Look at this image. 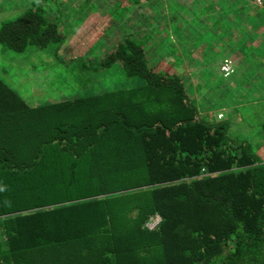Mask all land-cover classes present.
<instances>
[{
    "label": "trees",
    "instance_id": "16d2710c",
    "mask_svg": "<svg viewBox=\"0 0 264 264\" xmlns=\"http://www.w3.org/2000/svg\"><path fill=\"white\" fill-rule=\"evenodd\" d=\"M45 15L3 20V54L57 53ZM124 43L93 62L137 79L124 90L31 106L0 76V264H264V160Z\"/></svg>",
    "mask_w": 264,
    "mask_h": 264
},
{
    "label": "rangeland",
    "instance_id": "374dc122",
    "mask_svg": "<svg viewBox=\"0 0 264 264\" xmlns=\"http://www.w3.org/2000/svg\"><path fill=\"white\" fill-rule=\"evenodd\" d=\"M210 1L218 6L220 0ZM246 3L247 8H264ZM86 4L97 5L98 11L86 16L78 12L75 17L72 8L79 10ZM193 4V0H142L139 5L129 0H0V25L9 17L40 6L45 17L57 21L60 31L68 34L57 53L56 45L33 48L26 60L3 54L0 46V76L31 106L54 103L59 96L66 99L124 90L137 86V79L127 78L120 65L97 70L93 62L129 39L144 49L149 67L160 72L171 68L185 80L199 117L227 120L232 136L250 142L264 159V14L245 19L244 13L232 18L220 12L222 16L213 19L207 12L195 11ZM239 6H231V12ZM159 14L179 29L169 33L163 44L154 37L161 36L164 28ZM235 19L240 21L233 24ZM252 24L259 32L249 30L248 36L245 30ZM238 38L242 43L236 42ZM235 42L234 49L228 48ZM237 54L242 55L238 67L232 59ZM227 63L233 68L228 76L222 70ZM3 68L8 72L4 73ZM149 224L154 226L155 222Z\"/></svg>",
    "mask_w": 264,
    "mask_h": 264
},
{
    "label": "crops",
    "instance_id": "0c3cea01",
    "mask_svg": "<svg viewBox=\"0 0 264 264\" xmlns=\"http://www.w3.org/2000/svg\"><path fill=\"white\" fill-rule=\"evenodd\" d=\"M193 1H194V4H196V0H193ZM218 3L219 4L217 6L215 1L208 0L207 2H205V0H198L197 4L194 7V10L197 11L198 13H201V14H203L204 12H207L209 15L213 16V19H219L222 16L220 14H222V13H225L226 15H228V14L229 15H232V18H233V16L235 14L240 15V14L244 13V14H246V15H244L245 16V19L246 18L255 17V15H257L259 13H261V16L264 14V8H257V7H251V6H250L251 8H247L249 6H246L248 4L245 1H243V0H220ZM194 4H193V6H194ZM206 5H209V6L207 8H204V10H202V8H201V10H199L200 8L198 9V7H205ZM234 5H237V8L240 5L239 6V9L236 8L235 9L236 12H231V10H230L231 9V6H234ZM251 9H254L255 12L254 11L251 12L252 11ZM220 12H222V13H220ZM255 18H257V17H255ZM159 19H161L160 25H162L164 27L163 29H161V31L163 33L160 32L161 33V36L160 35H157V36H154V37H157L158 38L157 41H158L159 44H163V42L167 41V39H168L167 36H168L169 33L174 34L172 32H179V29H176V26H171V21L168 20L169 22L168 21L166 22V20L168 18L163 17L160 14H159ZM243 20L241 22H243ZM154 21H157V20H154ZM236 21L239 22L240 20H238V19L237 20L236 19L233 20V24H235ZM164 22H166V23L163 25ZM160 28L161 27H159V29ZM230 28H232V24L231 23H230ZM226 30L229 31L230 29H226ZM249 30L251 32H259L258 29H257V27L255 26V24H252L251 26L247 27L246 30H245V32H247L249 34L248 36H251V34L249 33ZM241 36H242V34H241ZM239 39L240 38H238L236 42L242 43V42L239 41ZM256 40H258V39H256ZM236 42L233 43V44H230V46L228 48L234 49ZM241 58H242V55L241 54H237L235 56V58H232L234 61H237L238 62V63H236V66L237 67L240 66L239 60H241ZM146 59H147V64H148V56H146ZM197 59H198V57H197ZM196 61H195V63H196ZM195 63H193V65ZM158 72H160V71H158ZM161 73H163V74L166 73V74L176 75L175 72H174V70L171 69V68H168L167 70H165V71H163ZM255 95L258 96L257 94H255ZM259 98H263V97H259ZM238 117L241 118V119L243 118L240 115ZM263 138H264V134H263Z\"/></svg>",
    "mask_w": 264,
    "mask_h": 264
},
{
    "label": "built area",
    "instance_id": "2783aa9c",
    "mask_svg": "<svg viewBox=\"0 0 264 264\" xmlns=\"http://www.w3.org/2000/svg\"><path fill=\"white\" fill-rule=\"evenodd\" d=\"M245 2H250L253 3L259 7H264V0H243ZM223 72L225 73L226 76L230 75L233 72V68L230 63H227L223 66L222 68ZM158 222V220L155 222V224ZM154 224V225H155ZM153 225H151V228Z\"/></svg>",
    "mask_w": 264,
    "mask_h": 264
}]
</instances>
